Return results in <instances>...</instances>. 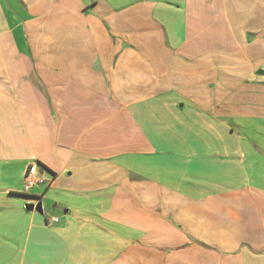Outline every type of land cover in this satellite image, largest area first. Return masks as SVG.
<instances>
[{
	"label": "crops",
	"instance_id": "obj_1",
	"mask_svg": "<svg viewBox=\"0 0 264 264\" xmlns=\"http://www.w3.org/2000/svg\"><path fill=\"white\" fill-rule=\"evenodd\" d=\"M0 264H264V0H0Z\"/></svg>",
	"mask_w": 264,
	"mask_h": 264
},
{
	"label": "built area",
	"instance_id": "obj_2",
	"mask_svg": "<svg viewBox=\"0 0 264 264\" xmlns=\"http://www.w3.org/2000/svg\"><path fill=\"white\" fill-rule=\"evenodd\" d=\"M39 168V165L36 163L31 164V166L28 168V171L25 175V191L28 192V190L33 186L44 183V179L42 178L44 172L42 175H40ZM50 222L56 224L58 223V219L52 218Z\"/></svg>",
	"mask_w": 264,
	"mask_h": 264
},
{
	"label": "water",
	"instance_id": "obj_3",
	"mask_svg": "<svg viewBox=\"0 0 264 264\" xmlns=\"http://www.w3.org/2000/svg\"><path fill=\"white\" fill-rule=\"evenodd\" d=\"M41 171L43 172L44 170H41ZM42 172H41V173H42ZM41 173H40V174H41ZM27 210H28V211L36 210L38 213L43 214V212H42V205H41V204H39V206L36 207V208H35V206H33V205H29V206H27Z\"/></svg>",
	"mask_w": 264,
	"mask_h": 264
}]
</instances>
